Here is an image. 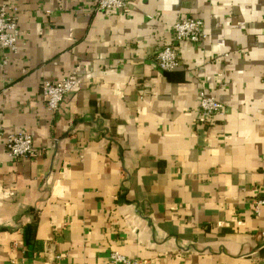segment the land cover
Returning <instances> with one entry per match:
<instances>
[{
    "label": "crops",
    "instance_id": "crops-1",
    "mask_svg": "<svg viewBox=\"0 0 264 264\" xmlns=\"http://www.w3.org/2000/svg\"><path fill=\"white\" fill-rule=\"evenodd\" d=\"M19 11L0 65V264H264V0H0ZM184 17L202 44L154 62ZM75 76L55 113L44 81ZM225 106L197 123L199 94ZM31 134L36 156L6 139Z\"/></svg>",
    "mask_w": 264,
    "mask_h": 264
},
{
    "label": "built area",
    "instance_id": "built-area-1",
    "mask_svg": "<svg viewBox=\"0 0 264 264\" xmlns=\"http://www.w3.org/2000/svg\"><path fill=\"white\" fill-rule=\"evenodd\" d=\"M132 0H97L95 11L126 12ZM19 11L16 7L3 3L0 5V65L6 66L7 53L17 51L20 36ZM207 39L204 23L192 17H184L176 21L172 27V42L158 50L154 56L156 66L165 73L176 71L180 66V45L184 42L202 44ZM77 78L69 76L56 81H44L41 95L46 110L55 113L65 96L77 86ZM225 106L205 91L199 94L197 123L210 124L225 115ZM6 151L11 160L33 159L36 156L33 137L24 129L17 130L6 139ZM260 195L253 200L252 209L255 215H264V183ZM264 236V233H263ZM109 264H144L139 259L129 258L118 251L110 253Z\"/></svg>",
    "mask_w": 264,
    "mask_h": 264
}]
</instances>
